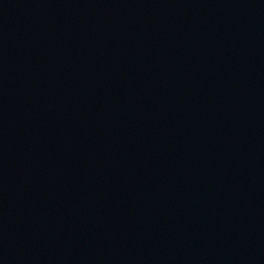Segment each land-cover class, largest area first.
Returning <instances> with one entry per match:
<instances>
[{"label":"water","instance_id":"95a60500","mask_svg":"<svg viewBox=\"0 0 264 264\" xmlns=\"http://www.w3.org/2000/svg\"><path fill=\"white\" fill-rule=\"evenodd\" d=\"M0 264H264V0H0Z\"/></svg>","mask_w":264,"mask_h":264}]
</instances>
